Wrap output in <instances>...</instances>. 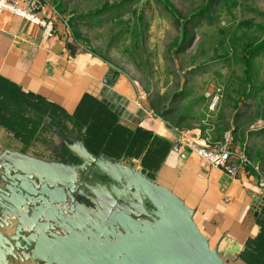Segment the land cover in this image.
<instances>
[{"label":"rangeland","instance_id":"374dc122","mask_svg":"<svg viewBox=\"0 0 264 264\" xmlns=\"http://www.w3.org/2000/svg\"><path fill=\"white\" fill-rule=\"evenodd\" d=\"M53 1L74 38L135 80L149 109L191 116L182 127L169 122L180 129L197 118L204 125L219 118L233 127L232 148L247 157V168L264 173V49L251 66L243 59L246 44L264 37V0H168L174 9L165 0ZM220 86L223 96L212 109L205 93ZM71 149L84 151L81 135ZM10 160L25 166L16 156ZM61 166L63 174L73 173Z\"/></svg>","mask_w":264,"mask_h":264},{"label":"crops","instance_id":"0c3cea01","mask_svg":"<svg viewBox=\"0 0 264 264\" xmlns=\"http://www.w3.org/2000/svg\"><path fill=\"white\" fill-rule=\"evenodd\" d=\"M56 32L53 38L45 39L39 26L10 12H0V75L26 91L60 103L70 113L85 93L102 99L108 96L112 107L120 112L123 124L131 128L142 126L173 141L174 146L156 175V183L184 201L203 234L228 264H244L239 254L247 240L259 232L257 217L264 203L256 173L241 165L235 177H230L175 143L177 137L166 128V122L172 121L182 127L191 116L182 114L176 118L172 112L161 110L158 113L163 121L147 112L141 114L142 108L147 110L148 105L138 99L143 92L135 80L87 49L73 34L66 32L60 21ZM113 71L117 73L115 76ZM106 77L108 85L104 82ZM208 94L207 91V101ZM197 119L198 122L195 120L196 123L184 128L190 129L193 136L209 135L213 142L223 140L224 133L233 128L222 126L219 118L211 120L209 125ZM22 148L19 139L0 128V154L4 150L20 152ZM19 171L49 173V169L28 166ZM88 181L89 192L85 202L77 206V218L94 221L97 216H108L117 206L131 207L126 203L132 199L129 193L107 177L96 174Z\"/></svg>","mask_w":264,"mask_h":264},{"label":"water","instance_id":"95a60500","mask_svg":"<svg viewBox=\"0 0 264 264\" xmlns=\"http://www.w3.org/2000/svg\"><path fill=\"white\" fill-rule=\"evenodd\" d=\"M104 82L108 85L109 78ZM104 101L112 106L108 96ZM175 143L181 145L178 139ZM72 144L70 151L82 164L59 160V145L44 156L23 148L0 154V264H228L192 210L144 174L140 161L94 156L84 139V151L75 153ZM13 156L25 167L49 173L20 172ZM61 165L73 173L63 174ZM96 174L124 188L131 207L117 206L94 221L77 218V206L89 192L88 178Z\"/></svg>","mask_w":264,"mask_h":264},{"label":"trees","instance_id":"16d2710c","mask_svg":"<svg viewBox=\"0 0 264 264\" xmlns=\"http://www.w3.org/2000/svg\"><path fill=\"white\" fill-rule=\"evenodd\" d=\"M170 7L174 9L171 3ZM191 36V31L185 26L184 41H189ZM262 49L264 37L261 42L247 43L243 55L245 63L251 66L254 55ZM0 128L19 139L24 152L31 149L36 155L44 156L54 153V148L59 145L58 159L70 165L83 162L69 148V144L81 135L90 154L129 163L140 161L143 173L150 179L156 178L174 146L173 141L149 129L142 126L131 128L123 124L120 114L108 102L90 93H85L74 112L70 113L60 103L26 91L2 75ZM257 223L258 234L247 240L240 254L244 264H264V203L259 210Z\"/></svg>","mask_w":264,"mask_h":264},{"label":"built area","instance_id":"2783aa9c","mask_svg":"<svg viewBox=\"0 0 264 264\" xmlns=\"http://www.w3.org/2000/svg\"><path fill=\"white\" fill-rule=\"evenodd\" d=\"M0 12H10L39 26L45 39H51L56 35L58 21L62 22L68 34H72L68 18L52 0H0ZM208 93L209 106L216 109L223 96V88L220 86ZM147 113L156 119L163 120L159 113L149 108ZM166 123H168L166 128L175 133L182 146L202 161L220 168L228 176L235 177L241 165L248 167L247 157L232 148L235 138L231 130L225 133L223 140L213 142L209 136L203 138L193 136L190 129H180V127L170 126L169 122ZM254 169H256L254 172L258 174V187L264 193V173L257 168Z\"/></svg>","mask_w":264,"mask_h":264}]
</instances>
